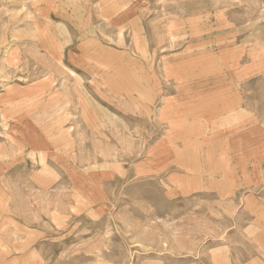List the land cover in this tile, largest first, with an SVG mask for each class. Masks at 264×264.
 <instances>
[{"label": "rangeland", "instance_id": "1", "mask_svg": "<svg viewBox=\"0 0 264 264\" xmlns=\"http://www.w3.org/2000/svg\"><path fill=\"white\" fill-rule=\"evenodd\" d=\"M0 158V264L260 256L264 0H0Z\"/></svg>", "mask_w": 264, "mask_h": 264}, {"label": "crops", "instance_id": "2", "mask_svg": "<svg viewBox=\"0 0 264 264\" xmlns=\"http://www.w3.org/2000/svg\"><path fill=\"white\" fill-rule=\"evenodd\" d=\"M237 113H241V114H239V116H238ZM244 114H246V113H244V111L242 112L240 110L239 112L235 111V114L233 113L232 115L235 116V117L238 116L237 120L240 119L239 121H243L244 122L245 118H244V120L242 118H240V116H242V117L245 116ZM248 117H251V115L248 116ZM241 123L238 125L239 127L241 126ZM236 125H235V127H236ZM243 128H244V123L241 126V129H240L239 133L245 131V130L243 131ZM247 129H248V127H246V130ZM251 129L256 130V126H254ZM256 138H258V130H257V133H256ZM245 147H246L245 143L243 145H241L239 147V150L237 149V154L244 153L243 150H244ZM242 170H243V167H242ZM263 206H264V204H263ZM254 217H255V221H254V223L252 222V227L254 229L258 230V234H257L256 240L259 243V245H257V246H258L261 254H260V256L257 255V256L249 258L247 260V262L242 263V264H264V209L261 210V211L256 212Z\"/></svg>", "mask_w": 264, "mask_h": 264}, {"label": "bare ground", "instance_id": "3", "mask_svg": "<svg viewBox=\"0 0 264 264\" xmlns=\"http://www.w3.org/2000/svg\"><path fill=\"white\" fill-rule=\"evenodd\" d=\"M111 1V0H110ZM64 35V34H63ZM94 43V42H93ZM97 49V48H96ZM88 50L89 51H87V53H90L91 51H92V53L94 52V49H93V47L92 48H88ZM95 53V52H94ZM91 56V55H90ZM96 57H97V55H96ZM87 58V57H86ZM95 58V57H94ZM93 58V59H94ZM98 58V57H97ZM99 58H100V56H99ZM98 58V59H99ZM90 59V58H89ZM92 59V60H93ZM131 59V58H130ZM95 60V59H94ZM134 60V59H133ZM97 61H99V60H97ZM131 62H132V60H130ZM129 61V62H130ZM6 98H11V97H6ZM7 100V99H6ZM216 106V105H215ZM216 109V108H215ZM37 115V114H36ZM211 116V115H210ZM246 117V116H245ZM41 119V118H40ZM50 120V119H49ZM43 122V121H42ZM45 122V121H44ZM60 121H57L56 123L58 124ZM248 122V121H247ZM43 124V123H42ZM57 130V129H56ZM46 140H33L32 141V144H33V146H32V149L33 148H35V149H37L38 150V154L43 158V160H44V156H45V154H46V152L44 151V149L46 148V146H45V144H46V142H45ZM50 141L48 140L47 141V143H49ZM7 144V143H6ZM5 145V144H4ZM8 146V145H7ZM5 147V146H4ZM3 147V148H4ZM6 150V149H5ZM3 151V150H2ZM8 152V151H7ZM9 153V152H8ZM7 153V154H8ZM5 154V153H4ZM12 155V154H11ZM4 156V155H3ZM3 158V157H2ZM8 158H9V156H8ZM1 159V158H0ZM42 160V161H43ZM13 184V183H12ZM16 185V184H15ZM20 185V184H19ZM26 202V201H25Z\"/></svg>", "mask_w": 264, "mask_h": 264}]
</instances>
